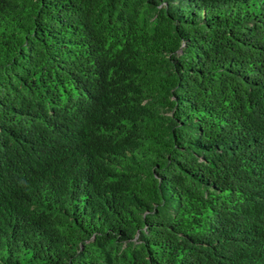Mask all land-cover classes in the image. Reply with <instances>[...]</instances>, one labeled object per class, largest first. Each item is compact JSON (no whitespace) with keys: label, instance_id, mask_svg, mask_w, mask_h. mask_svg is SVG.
<instances>
[{"label":"trees","instance_id":"16d2710c","mask_svg":"<svg viewBox=\"0 0 264 264\" xmlns=\"http://www.w3.org/2000/svg\"><path fill=\"white\" fill-rule=\"evenodd\" d=\"M0 264H264V0H0Z\"/></svg>","mask_w":264,"mask_h":264}]
</instances>
